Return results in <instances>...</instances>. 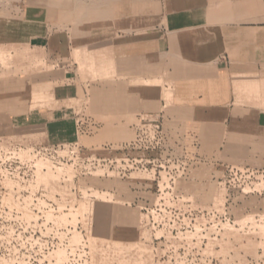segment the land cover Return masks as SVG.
Instances as JSON below:
<instances>
[{
  "label": "rangeland",
  "instance_id": "374dc122",
  "mask_svg": "<svg viewBox=\"0 0 264 264\" xmlns=\"http://www.w3.org/2000/svg\"><path fill=\"white\" fill-rule=\"evenodd\" d=\"M19 2L0 0V80L59 76L64 68L57 70L58 62L45 61L39 48L20 45L19 33L25 30L10 24L9 15ZM70 49L66 55L79 62ZM55 69L58 72L53 74ZM11 82L0 86L8 95L1 94L0 100L4 106L0 109V264H264V191L251 192L255 179L248 174L225 175L226 185L218 183L224 165L264 168V158L259 163L229 159L217 150L214 156L203 142L199 152L207 154L206 160L193 158L187 128L158 105L161 98L171 101L165 78L152 80L156 86L147 90L152 93L145 95L144 109H148L141 115L154 119L163 114L165 124L184 135V152L179 149L181 155L170 158L162 141L147 140L145 151L142 147L129 151L143 160L128 165L124 177L116 168L111 177L82 176L75 180L76 191L60 188L49 170L41 172L35 155L30 161H18L14 148L27 153L37 145L67 141L49 140L41 126H28L19 118L28 110L59 104L52 103L47 85L37 82L38 90L33 88L35 93L26 96L28 102L22 105L17 102L18 87L10 89ZM21 85L28 92V86ZM65 104L78 107L76 118L82 122L95 118L100 123L92 133L80 136L78 145L118 158L126 148H137L135 125L130 127L134 112L125 125L106 127L103 116L111 109L100 115L84 98ZM80 165L75 161L70 170L78 172Z\"/></svg>",
  "mask_w": 264,
  "mask_h": 264
},
{
  "label": "crops",
  "instance_id": "0c3cea01",
  "mask_svg": "<svg viewBox=\"0 0 264 264\" xmlns=\"http://www.w3.org/2000/svg\"><path fill=\"white\" fill-rule=\"evenodd\" d=\"M9 11L10 24L25 30L20 45L39 48L45 61L64 68L42 81L0 80L18 87L22 105L37 82L47 85L59 104L19 118L41 126L49 140H78L100 126L87 118L78 131V107L65 104L71 99L89 100L100 115L111 109L106 127L125 125L134 112L133 128L148 109L152 80L165 78L171 101L158 105L187 128L193 158L206 160L202 142L214 156L217 150L229 159L264 158V0H20ZM70 47L79 62L66 55Z\"/></svg>",
  "mask_w": 264,
  "mask_h": 264
},
{
  "label": "built area",
  "instance_id": "2783aa9c",
  "mask_svg": "<svg viewBox=\"0 0 264 264\" xmlns=\"http://www.w3.org/2000/svg\"><path fill=\"white\" fill-rule=\"evenodd\" d=\"M81 119L82 118H78L75 120L76 129L78 131H81L83 127L84 122H82ZM171 123L172 125H175L174 122ZM176 125L178 126V124ZM171 127L165 124L163 114L161 113L156 115V118L154 119H147L144 118L143 115H140L139 122L135 124L134 127V143L137 148H126V152H123V156L119 158L113 156L112 154L109 156H100L94 152H90L92 150H88L87 148L78 145V140L59 142L49 145H37L33 147L31 152L27 153H23L20 148H14L12 150L18 156V161L20 163H23V161H30V157L35 155V165L37 166L38 163L41 164V172L46 173L47 170H49V172L57 178L56 181L59 183L60 188L64 187V189L76 191L78 190V185L75 180L78 182L79 177L82 176L102 177L105 175L106 177H111L112 172L116 168L124 177L129 170L128 167L131 163L140 164L143 160L140 156H131L129 151H131V148L139 149L141 147L143 148L142 151H145L144 143L147 140L157 138V140L162 141L164 143V150L170 158H175L177 154H180L178 152L179 149V151L183 153L184 143H182V141L184 139V135L181 134L179 129ZM135 158H137V160H135ZM78 160L81 167L78 172L77 170L72 172L70 170V166ZM0 170L3 171L2 168H0ZM97 170H100V172L96 174L95 172ZM5 172L13 174L11 170L10 172L5 170ZM244 174L251 175L253 176V179H255V185H253L251 192L256 191L258 194H261V192L264 191V168L252 169L250 167H236L226 164L224 165L222 177L218 183H223V186L226 185L225 175L232 177L237 175L241 177ZM67 184H69L68 187L66 186ZM87 188L92 187L88 186ZM241 190L242 192L244 191L243 188H241ZM49 202L52 207H55L54 201Z\"/></svg>",
  "mask_w": 264,
  "mask_h": 264
},
{
  "label": "bare ground",
  "instance_id": "6f19581e",
  "mask_svg": "<svg viewBox=\"0 0 264 264\" xmlns=\"http://www.w3.org/2000/svg\"><path fill=\"white\" fill-rule=\"evenodd\" d=\"M44 176V175H43ZM42 178V177H41ZM5 198V197H4ZM77 214H78V212H77Z\"/></svg>",
  "mask_w": 264,
  "mask_h": 264
}]
</instances>
